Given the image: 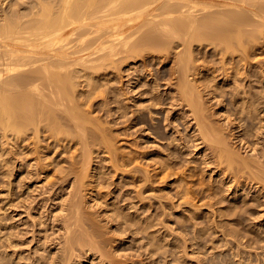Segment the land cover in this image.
I'll return each instance as SVG.
<instances>
[{"label":"bare ground","instance_id":"1","mask_svg":"<svg viewBox=\"0 0 264 264\" xmlns=\"http://www.w3.org/2000/svg\"><path fill=\"white\" fill-rule=\"evenodd\" d=\"M261 36L264 39V0H0V164L5 165L1 168V174H5V177L15 175L13 171L18 164L25 166L30 161V156L35 158L34 154L45 153L43 157L46 158L54 150L61 148L60 152L57 151V156L52 154L49 157L53 164H42L44 167H53L58 161L57 157L68 148L79 146L78 149H81L67 151L72 155L68 161L66 157L64 160L69 165L58 164L59 167L54 170L55 177L59 178H54L56 181L53 182L70 180L73 189L70 192L71 199L60 208L61 215L53 217V223L60 221L59 232L64 242L57 243L62 245L52 258L48 254L44 255L51 258V264H68L73 258L72 254L76 252H73L76 244L81 241L85 245L82 242L95 235L93 230L97 227L93 228L92 225L97 219L94 217L96 220L92 223H95H90V218L93 217H88L83 211L81 193L82 188L88 185L84 183V179L89 176L91 181L88 186L95 189L109 186L107 188L111 190L112 182L99 185L102 183L99 182V177L106 175L100 176L98 168L107 166L104 158H99V151L109 153L113 163L122 160L121 166L130 165L131 168L136 164H133L136 157L132 151L125 154L121 148L123 153H119V148L122 147L118 145L121 133L116 131L123 134L125 132L127 136L134 135L127 131H133L131 129L137 127V124L154 123L149 122L151 119L156 120V123H152V127L148 124V129L152 128L149 136L153 134L156 138L163 139L168 137V128L172 129L194 120L198 133L192 141L196 149L199 143H203L209 149L219 151L221 158L218 162L224 159L230 174L232 172L235 176L240 171L246 170L241 172L244 174L248 170L246 175H255H244L247 180L257 179L255 181L258 182L261 179L259 181L264 182V159L259 158L260 155L257 157L259 153L256 147L248 144L253 155H246V159L240 157L239 152H231L234 149L229 148L232 145L226 141L228 135L224 136L226 132L223 133V128L210 119V110L207 107L215 98L224 97L226 90H222L221 83L227 80L228 75L235 79L237 85L232 86H235L234 96H242L241 89L245 90L246 85L239 80V70L246 66L250 74L254 72L257 64H264L255 60V45L258 41L254 39L259 40ZM252 40L255 41L254 44ZM261 42L263 41L258 43ZM263 78L260 79L261 83ZM243 101L240 105L243 108L248 107L249 101ZM218 104L223 103L221 101ZM221 106L223 108L224 104ZM132 107L136 109L132 111ZM162 110L166 112L165 118L154 119L153 116L160 115ZM249 126L252 127L253 124ZM261 130L256 133H261ZM134 138H124L128 141L125 144L132 142L128 144L130 149L132 146L133 149L138 147L134 146L135 141H131ZM177 139L175 137L168 145L172 146ZM181 139L186 148L192 146L187 136ZM260 143L263 142L259 141ZM31 144L34 147L30 148ZM44 148L49 149L48 152L43 151ZM180 149L182 148L179 145L168 149L171 150L168 153L171 164L184 157ZM192 151L191 153L195 150ZM262 153L264 156V152ZM61 156L64 158V155ZM158 159L154 157L155 162L152 163L163 168L165 162ZM59 162L60 159L57 163ZM235 163L237 166L234 167ZM206 166H210L209 163L206 162ZM230 167H237L238 172ZM253 169L258 172H253ZM145 170L146 177H143L144 182L139 186L142 190L145 187L155 188L153 185H157L158 173L149 176V170ZM233 170L236 174H233ZM169 175L170 173L167 177ZM117 185H121V182ZM123 186L127 188L123 184L119 187ZM142 190L136 196L128 195L126 200L137 203L136 199L141 196L139 194ZM123 192L125 195L121 196H127L126 192L129 190ZM121 196L116 198L119 200ZM139 200L141 201L140 198ZM219 201L223 200L220 198ZM142 207L143 205L133 208L137 212ZM27 213L28 217L33 216V213ZM33 222L36 223L35 227L40 225V221L37 223L34 219ZM36 231L38 230L34 227L29 231L35 240L38 233ZM224 232L225 235H231L228 230ZM8 237L12 241V236ZM6 240H3L2 245L7 246L4 243L8 242ZM49 241L51 239L47 243ZM50 243L48 245H52ZM91 244L93 242L88 245ZM16 245L15 243L13 246L17 247ZM91 246L93 249H84L95 253V247ZM68 255L72 257L70 260ZM47 260L45 262H49Z\"/></svg>","mask_w":264,"mask_h":264},{"label":"rangeland","instance_id":"2","mask_svg":"<svg viewBox=\"0 0 264 264\" xmlns=\"http://www.w3.org/2000/svg\"><path fill=\"white\" fill-rule=\"evenodd\" d=\"M254 40L256 42L263 41L261 43L257 42V46L255 45V60L264 63L263 36H261L259 40ZM255 41H253L252 44H254ZM259 44H261L262 47L261 45L259 46ZM261 65L260 63L257 64L254 67L255 73L250 72L251 75L248 74L245 65V67L239 70V80L241 83H244L247 88H245L246 91L241 89L242 96L236 94L234 96L235 86L233 88L232 86L236 85L235 79L228 75L227 80L221 83V86H223L222 90H226L224 92V97L219 96L215 98L213 103H208L210 106L207 104L210 110V119L215 120V125L219 124L218 126L223 128V133H228H224V136L228 135L226 141L229 145H232L228 146L234 149L230 151L239 152V154L242 155H240V157L243 159H246L245 157L246 155L248 156V154H250V156L253 155H251L253 151H250L251 147L248 148V144L252 147H256V151L259 153L257 157L260 155L261 157L259 158L264 159V156H262V152H264V141H262L264 140V80L262 83L260 82L264 77L260 76L264 75L262 73L264 72V64L263 66ZM256 70L259 72L257 73ZM244 79L246 80L244 81ZM231 90L234 92L231 93ZM104 94L106 95L107 93L104 92ZM240 97L244 98L242 99ZM243 100H245V102L249 101L247 104L248 107L243 108L240 105L244 103ZM221 101L224 104L223 108L221 106L223 104H218ZM146 104L148 103L146 102ZM132 108V111L136 109V107ZM162 111L160 115L155 114L156 116H153L154 119L156 117L164 119L166 112L164 110ZM152 121H154V123ZM149 122L155 124L156 120L150 119ZM152 123L148 124H151L150 126L152 127L154 126ZM143 124L144 123L137 124V127L135 126L131 129L133 133L127 131V133L134 135L127 136L124 130V134L116 131L122 134H120L121 139H119L118 142L119 147L122 146L119 148V151L123 148L122 151L124 153H129L128 151L130 150L136 157V159H134L136 162H133V164H136L132 165L131 168L130 165L121 166L122 160L119 161L120 164L115 161V165L109 153L99 151V158L101 159L103 157L104 163L107 165L98 168V174L100 176L106 175L102 176V178L99 177V182H102L99 185H106L109 184V182L111 184L112 182L113 184L111 185L113 186L110 185L111 190L107 188L109 186L106 188L105 186H102L104 188L99 186L95 189L88 186L91 181L89 180L90 176L87 177L88 179H84V183L88 185L82 188L83 192L81 193L83 195V211L88 214V217L91 216L93 219L94 217L97 219L93 220L90 218V223L96 220V223L94 222L95 224L92 223L94 224L92 227L97 228H94L96 233H94L95 231L93 230V234L95 235L90 236L92 238L88 237L89 240L86 239V241L84 240L82 242L85 243V245L87 244L86 246L81 244V241L76 244L77 249H75L76 247L74 248L73 252H75V250L76 252L72 254L73 258L69 256L71 254L68 255L69 260L72 258L70 260L71 262L68 261V264H264V182H260L261 179H259L260 181L258 180V182L255 181L257 179L247 180V177L255 174H249L250 176L246 175L248 170L244 174H241V172L246 170L238 172L237 167L236 169L230 168L234 169L236 173L238 172L236 174L233 170V174L237 176L239 174V176L236 177V175H232V172L230 174L229 171H227L228 164L226 161L223 158V160H221V162L225 163L226 168H224V163L218 162L219 158H221L219 156L220 153H218L219 151H213V149H209L203 143H199L196 149L192 141L197 137L195 135L198 133L194 120H189L187 124H180L172 129H167L165 128L166 126L163 125L164 129H167L166 132L168 134V137L163 139L156 138L153 134L149 136L152 128L149 126L150 128L148 129V124ZM252 124L254 128H252L253 126H249ZM261 124L263 125L260 126ZM227 125H230V127ZM240 125L242 127H239ZM249 128L253 130L251 131L250 129L249 131ZM257 130H261L262 132H260L263 134L259 133V135L256 133ZM261 135H263V137H261ZM186 136L190 138L189 143L192 144L193 147L190 146V148H186L183 139H181V137L186 138ZM125 137L127 140L128 138H134V140L131 139V141H135L134 146L138 147H134L133 149L132 146L130 149L131 146L129 145V147L128 144L132 142L125 144L127 141L124 140ZM173 137L178 138L175 144L172 146L168 145L171 143L172 139H174ZM256 138L258 139L257 141ZM259 141L263 143L259 144ZM28 142L31 141H27V143ZM32 144L30 148L34 147ZM175 145L181 146L182 149L180 150L184 157L175 161V164L174 162L171 164L170 157L168 156L171 150L168 149ZM261 146L263 148H261ZM7 147L10 148V146ZM78 147L79 146L74 148L79 150L80 148L78 149ZM74 148H68L69 150L67 149L64 151L66 153L63 152L57 157L58 161L60 159L61 163H57L58 161H56L55 164L54 162V169L52 165H47L49 169L44 166L50 163L53 164V161L49 157L54 154L57 156V154H59L57 151L60 152L61 148L59 150H54L46 158L43 157L45 153H40V155L34 154L37 159H35L34 156H30V161L27 162L25 166H22V163L18 164L17 168L13 171L15 175H7V177H5V174L2 175L1 171H3L2 169L5 165H3V163L0 164V264H46L49 262L51 264L52 255L57 252L58 248L62 245H58L57 243L60 241L64 242L61 238L62 234L59 232L61 225L59 224L60 221L57 224L56 222L53 223V217L54 215H61L60 212H62V209L60 208H63L62 205L65 204L68 199H71L69 197H71L70 192L73 189L70 180L61 183L59 181L53 182L59 178V176L55 177L56 172H54V170L56 167H59L58 164L63 166L69 165V163L64 160L67 158L68 161L69 157H72L70 152H74ZM11 149L12 148H10V150ZM44 150L48 152L49 149L44 148L43 151ZM77 150L76 152H78ZM192 150L195 151L193 152ZM67 151H70L69 154ZM122 151L119 153L122 154ZM191 151L193 153H191ZM76 152L75 154L77 155ZM81 154L82 153H80L79 156H81ZM61 155H64V158H62L63 156ZM40 156H42V158ZM250 156L247 157V160ZM154 157L156 160L160 158L162 163L165 162L164 165L168 162L166 168L163 165V168L168 170L158 167L159 164L154 165ZM43 158L45 159L43 160ZM206 162L209 163L210 166H206ZM2 165L3 167H1ZM119 165L121 167H119ZM38 166L44 168L39 169ZM114 166H118V168ZM134 166L136 170H134ZM233 166L235 167L237 164L235 163ZM144 168L149 170V174H147L149 176L155 172L158 173V186L153 185L155 188L145 187V189H141L144 182L143 177H146V175H144L146 174ZM255 170L257 171V169ZM255 170L253 169V172H256ZM169 173L170 175L167 177ZM57 174L60 175L58 172ZM104 177H109V179H104ZM119 180L121 185H117L120 184ZM51 184L53 186H51ZM122 184L127 187H121L123 190H129V192H126L127 196H121L125 195L123 190L119 187L122 186ZM213 186L216 187V190ZM139 190H142L141 194H139L141 195L139 198L142 202L139 198L136 199L138 201L137 203L126 200L130 194L136 196ZM144 190L145 192H143ZM118 196H121V199L118 200V198H120ZM142 196L144 198H142ZM219 197L223 200L222 202L219 201L220 203L218 202V200H220ZM139 202L141 204H139ZM142 205V209L137 210V213L135 211L136 208ZM248 205H251L249 206L251 207L250 209ZM249 210L251 211L249 212ZM26 211L29 213L31 212L30 214L33 213V216H31L33 218L28 217L29 214ZM87 214H85L86 217ZM29 218L33 221L35 219L37 223L40 221V223H38L40 225H37L38 228L35 227L36 223L31 219L29 220ZM61 218L63 217L61 216ZM42 224H44V228H42ZM31 227L38 230L36 231L38 232L36 240L33 239L31 232H29L32 230ZM221 230H223V232L228 230L231 235H225V232L223 233ZM26 231L28 233L25 234L24 232ZM39 234L41 235L39 236ZM96 234L100 235V237ZM7 235L12 236V241L9 240ZM84 235L86 234H83V236ZM85 237L87 238V236ZM46 238L47 240L51 239V241L47 243ZM237 238L240 239L237 240ZM30 239L32 241H30ZM3 240L8 241L4 242L7 243V246L6 244L5 246L2 245ZM248 240L251 243H249ZM252 241L254 242L252 243ZM29 242L32 243L29 244ZM92 242L93 244L91 245L95 247V250H93L95 253L87 251L90 247L92 248L91 245H88ZM15 243L17 247L13 246ZM49 243L52 245H48ZM11 244H13V247ZM81 246L89 247V249H84L85 247ZM81 251H83V253ZM240 251H242V253ZM45 254H48L51 258L44 256ZM44 258L45 260L49 258L47 260L49 262H45V260H43ZM35 260L37 261L35 262ZM57 263L60 264L59 262Z\"/></svg>","mask_w":264,"mask_h":264}]
</instances>
